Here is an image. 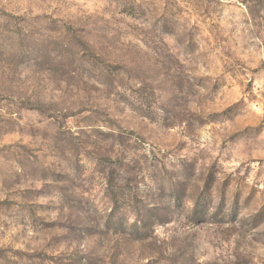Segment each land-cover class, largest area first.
Instances as JSON below:
<instances>
[{
  "label": "rangeland",
  "instance_id": "rangeland-1",
  "mask_svg": "<svg viewBox=\"0 0 264 264\" xmlns=\"http://www.w3.org/2000/svg\"><path fill=\"white\" fill-rule=\"evenodd\" d=\"M0 264H264V0H0Z\"/></svg>",
  "mask_w": 264,
  "mask_h": 264
}]
</instances>
